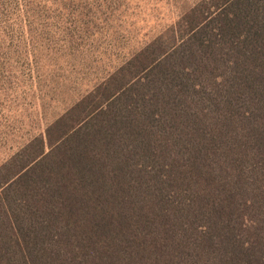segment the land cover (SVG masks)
Masks as SVG:
<instances>
[{"label": "trees", "instance_id": "1", "mask_svg": "<svg viewBox=\"0 0 264 264\" xmlns=\"http://www.w3.org/2000/svg\"><path fill=\"white\" fill-rule=\"evenodd\" d=\"M0 264H264V0H200L0 167Z\"/></svg>", "mask_w": 264, "mask_h": 264}, {"label": "rangeland", "instance_id": "2", "mask_svg": "<svg viewBox=\"0 0 264 264\" xmlns=\"http://www.w3.org/2000/svg\"><path fill=\"white\" fill-rule=\"evenodd\" d=\"M200 0H0V167Z\"/></svg>", "mask_w": 264, "mask_h": 264}]
</instances>
